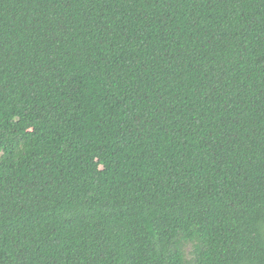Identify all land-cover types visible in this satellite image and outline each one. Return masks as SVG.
<instances>
[{
	"label": "trees",
	"instance_id": "1",
	"mask_svg": "<svg viewBox=\"0 0 264 264\" xmlns=\"http://www.w3.org/2000/svg\"><path fill=\"white\" fill-rule=\"evenodd\" d=\"M0 264H264V0H0Z\"/></svg>",
	"mask_w": 264,
	"mask_h": 264
}]
</instances>
